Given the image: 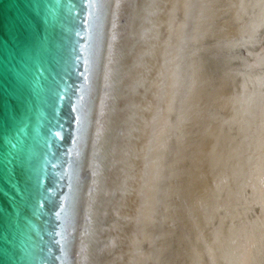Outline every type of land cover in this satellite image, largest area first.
<instances>
[{"label":"water","instance_id":"1","mask_svg":"<svg viewBox=\"0 0 264 264\" xmlns=\"http://www.w3.org/2000/svg\"><path fill=\"white\" fill-rule=\"evenodd\" d=\"M166 1L0 0V264H123L133 82Z\"/></svg>","mask_w":264,"mask_h":264},{"label":"bare ground","instance_id":"2","mask_svg":"<svg viewBox=\"0 0 264 264\" xmlns=\"http://www.w3.org/2000/svg\"><path fill=\"white\" fill-rule=\"evenodd\" d=\"M162 14L137 59L119 257L264 264V0H167Z\"/></svg>","mask_w":264,"mask_h":264}]
</instances>
